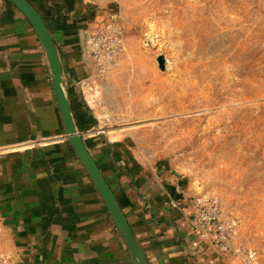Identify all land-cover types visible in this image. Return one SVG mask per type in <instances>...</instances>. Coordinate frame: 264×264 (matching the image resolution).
<instances>
[{"label": "crops", "instance_id": "obj_1", "mask_svg": "<svg viewBox=\"0 0 264 264\" xmlns=\"http://www.w3.org/2000/svg\"><path fill=\"white\" fill-rule=\"evenodd\" d=\"M30 1L55 41L68 96L88 107L91 123L78 130L148 264H242L200 238L187 175L139 148L138 134L149 127L123 115L120 75L91 72L88 37L117 17L115 1ZM0 223L29 264H135L67 138L47 51L10 0H0Z\"/></svg>", "mask_w": 264, "mask_h": 264}, {"label": "rangeland", "instance_id": "obj_2", "mask_svg": "<svg viewBox=\"0 0 264 264\" xmlns=\"http://www.w3.org/2000/svg\"><path fill=\"white\" fill-rule=\"evenodd\" d=\"M114 1L111 71L123 115L149 127L139 148L219 200L264 264V0Z\"/></svg>", "mask_w": 264, "mask_h": 264}, {"label": "water", "instance_id": "obj_3", "mask_svg": "<svg viewBox=\"0 0 264 264\" xmlns=\"http://www.w3.org/2000/svg\"><path fill=\"white\" fill-rule=\"evenodd\" d=\"M16 7H18L22 13L30 21L34 27L40 41L44 45L48 57L49 64L52 72V83L57 98V102L62 115L67 138L76 153L77 157L85 167L89 174L93 184L101 194L108 211L114 221L116 227L122 234L130 255L135 264H148L147 257L136 239V236L132 230V227L115 195L110 184L106 180L103 172L101 171L98 163L93 157L91 151L85 144V141L78 130L72 105L65 89V83L63 79V68L60 61L58 49L55 41L47 28L45 20L41 13L36 9L30 0H10ZM158 64L160 69L165 68V59L163 56L158 57ZM177 175H180L178 171H175Z\"/></svg>", "mask_w": 264, "mask_h": 264}, {"label": "built area", "instance_id": "obj_4", "mask_svg": "<svg viewBox=\"0 0 264 264\" xmlns=\"http://www.w3.org/2000/svg\"><path fill=\"white\" fill-rule=\"evenodd\" d=\"M113 18L98 33L89 35L88 48L91 68L100 74L109 73L115 66L117 42L114 39ZM192 222L200 238L218 255H236L242 258V264H260L259 252L249 245L239 234L233 219L225 215L219 200L194 198ZM0 264H29L16 256L7 247L0 252Z\"/></svg>", "mask_w": 264, "mask_h": 264}, {"label": "trees", "instance_id": "obj_5", "mask_svg": "<svg viewBox=\"0 0 264 264\" xmlns=\"http://www.w3.org/2000/svg\"><path fill=\"white\" fill-rule=\"evenodd\" d=\"M69 99L77 126L80 130H83L85 128L84 126H88L91 123V118L86 114L88 113V107L81 96L69 95ZM85 143L87 146L90 145V142L87 140Z\"/></svg>", "mask_w": 264, "mask_h": 264}]
</instances>
